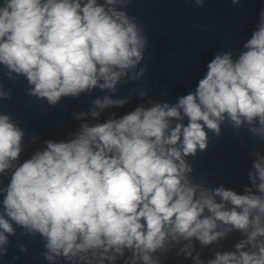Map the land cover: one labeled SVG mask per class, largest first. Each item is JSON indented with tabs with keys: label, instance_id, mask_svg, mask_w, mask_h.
<instances>
[{
	"label": "clouds",
	"instance_id": "clouds-1",
	"mask_svg": "<svg viewBox=\"0 0 264 264\" xmlns=\"http://www.w3.org/2000/svg\"><path fill=\"white\" fill-rule=\"evenodd\" d=\"M144 44L123 12L106 10L97 0L83 6L81 0H0V64L24 75L31 94L50 104L95 87L114 90L142 59ZM245 48L236 60L230 53L217 55L195 91L175 106L138 107L120 119L85 123L68 142L48 141L46 150L15 167L4 214L45 237L50 253L68 259L87 261L82 253L91 250L96 257L102 250L103 264L128 249L132 264H156L150 253L169 237H195L208 245L235 229L247 239L208 264H264V240H257L264 237V157L249 173L259 195L223 187L197 192L183 159L206 148L204 127L219 134L225 114L237 127L258 123L251 130L264 134V16ZM94 103L105 108L125 101L106 97ZM184 117L187 126H173ZM23 135L9 116L0 115V173L14 167ZM4 214L0 245L7 243L3 233L14 231ZM217 222L231 228L216 231ZM246 245L254 251H244ZM110 250L118 255H108Z\"/></svg>",
	"mask_w": 264,
	"mask_h": 264
}]
</instances>
